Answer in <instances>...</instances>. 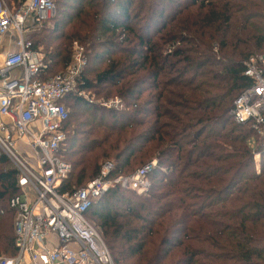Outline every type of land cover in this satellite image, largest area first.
<instances>
[{
    "label": "trees",
    "instance_id": "obj_1",
    "mask_svg": "<svg viewBox=\"0 0 264 264\" xmlns=\"http://www.w3.org/2000/svg\"><path fill=\"white\" fill-rule=\"evenodd\" d=\"M7 1L16 10L28 2ZM55 1L49 26L25 29L44 56L40 78L64 72L78 43L88 58L79 90L124 102L64 100L72 173L61 191L86 187L107 162L113 179L157 162L148 192L112 187L86 215L114 263L264 264V140L232 115L255 86L245 70L264 50V0ZM21 194L0 158L1 257L17 254L9 203Z\"/></svg>",
    "mask_w": 264,
    "mask_h": 264
},
{
    "label": "built area",
    "instance_id": "obj_2",
    "mask_svg": "<svg viewBox=\"0 0 264 264\" xmlns=\"http://www.w3.org/2000/svg\"><path fill=\"white\" fill-rule=\"evenodd\" d=\"M56 15L55 0H28L20 10L0 0V42L13 34L17 47L0 67V158H6L18 172L22 193L9 203L15 214L17 254L0 256V264H115L101 231L86 215L112 187L139 195L148 192L152 186L149 174L157 162L133 176L114 179L115 166L107 162L86 187L61 191L72 173V165L62 156L69 119L64 100L78 95L89 104L116 110L124 104L120 98L96 102L79 90L88 58L78 43L64 72L48 80L40 78L47 67L26 40L25 29L50 22ZM245 75L255 86L236 100L232 115L238 124L251 123L264 140V58H250ZM255 159L258 163L260 155ZM53 237L58 245L48 246L46 242Z\"/></svg>",
    "mask_w": 264,
    "mask_h": 264
},
{
    "label": "crops",
    "instance_id": "obj_3",
    "mask_svg": "<svg viewBox=\"0 0 264 264\" xmlns=\"http://www.w3.org/2000/svg\"><path fill=\"white\" fill-rule=\"evenodd\" d=\"M16 48H17L16 47V36H14L13 34H11V35H8V36L4 37L1 40V42H0V63L4 60V58L10 52H12ZM14 75H16L18 77V76H20V72H16ZM46 244L48 246H52V247L57 246L58 245V242H57L56 237H53V238L49 239L46 242Z\"/></svg>",
    "mask_w": 264,
    "mask_h": 264
},
{
    "label": "rangeland",
    "instance_id": "obj_4",
    "mask_svg": "<svg viewBox=\"0 0 264 264\" xmlns=\"http://www.w3.org/2000/svg\"><path fill=\"white\" fill-rule=\"evenodd\" d=\"M7 1V0H6ZM7 3H8V1H7ZM44 26H49V24L48 23H46ZM172 30V29H171ZM31 32V31H30ZM180 46V44L179 43H173V45H167L165 48L166 49H168V48H172V49H174V48H177V47H179ZM83 47V46H82ZM216 47V46H215ZM85 48V47H84ZM165 49V50H166ZM168 52H171L170 50L168 51ZM259 54L261 55L259 58H264V50H260L259 51ZM73 55H74V50H73ZM42 57H44L43 55H42ZM0 67H1V63H0ZM87 95H90V93H87ZM91 98L94 100V101H102V100H114V99H117L116 97H110V98H106V96H97V95H92L91 96ZM123 104H124V102H123ZM99 106V105H98ZM124 107V106H123ZM122 107V108H123ZM122 108H119V109H122ZM256 139L255 138H253L250 142H251V145H252V147H256V141H255ZM12 167H13V165H11ZM14 168V167H13ZM138 168V167H137ZM26 191H28V190H26ZM23 197V199L25 200V198H26V196L25 195H23L22 196ZM91 220V222L93 223V225H95L97 228H99L98 227V225L96 224V222L94 221V220H92V218H90ZM100 229V228H99ZM113 258V257H112Z\"/></svg>",
    "mask_w": 264,
    "mask_h": 264
}]
</instances>
